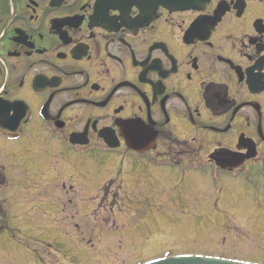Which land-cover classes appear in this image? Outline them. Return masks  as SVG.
Instances as JSON below:
<instances>
[{"label": "flooded vegetation", "instance_id": "af4514ba", "mask_svg": "<svg viewBox=\"0 0 264 264\" xmlns=\"http://www.w3.org/2000/svg\"><path fill=\"white\" fill-rule=\"evenodd\" d=\"M215 161H244L221 173L258 206L264 0H0V264L85 240L68 233L90 221L78 186L99 210L112 182L178 200Z\"/></svg>", "mask_w": 264, "mask_h": 264}, {"label": "rangeland", "instance_id": "374dc122", "mask_svg": "<svg viewBox=\"0 0 264 264\" xmlns=\"http://www.w3.org/2000/svg\"><path fill=\"white\" fill-rule=\"evenodd\" d=\"M209 180V176L197 175L194 181H187L178 200L173 198L172 189L163 194L153 188L147 195L143 193L142 198H136L125 189L119 190V182H112L101 190V210L86 198V189L78 186L71 194L73 204L80 205L82 198L89 201L90 221L76 219L81 228L75 230L74 227L68 233L74 237L86 236V239L58 238L50 246L38 244L32 248L41 254L40 264H81L83 261L84 264H144L165 252L221 256L264 264V196L258 194L259 205L254 206L255 191L246 190L241 180H224V194L217 203L219 195ZM115 195L123 207L121 210L118 205L113 206L117 208L116 213L111 209ZM139 199L149 205L142 213L136 205ZM62 201L58 202L60 209L64 206ZM128 201H133L128 205L131 210L125 209ZM111 216L117 220L115 224L107 221ZM99 223L101 238L97 230L92 233V228ZM80 243L85 250L82 262L76 263L80 259L73 252L74 248L81 249Z\"/></svg>", "mask_w": 264, "mask_h": 264}, {"label": "water", "instance_id": "95a60500", "mask_svg": "<svg viewBox=\"0 0 264 264\" xmlns=\"http://www.w3.org/2000/svg\"><path fill=\"white\" fill-rule=\"evenodd\" d=\"M218 165L224 169H227L228 167L233 168L234 166L237 165V163L235 161H218ZM151 264H245V263H239L235 261L218 259V258L185 256L180 258H169Z\"/></svg>", "mask_w": 264, "mask_h": 264}, {"label": "bare ground", "instance_id": "6f19581e", "mask_svg": "<svg viewBox=\"0 0 264 264\" xmlns=\"http://www.w3.org/2000/svg\"><path fill=\"white\" fill-rule=\"evenodd\" d=\"M222 186V185H221Z\"/></svg>", "mask_w": 264, "mask_h": 264}]
</instances>
